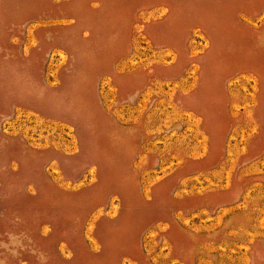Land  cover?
Wrapping results in <instances>:
<instances>
[{"label": "rangeland", "instance_id": "1", "mask_svg": "<svg viewBox=\"0 0 264 264\" xmlns=\"http://www.w3.org/2000/svg\"><path fill=\"white\" fill-rule=\"evenodd\" d=\"M251 197L264 0H0V264H264Z\"/></svg>", "mask_w": 264, "mask_h": 264}, {"label": "crops", "instance_id": "2", "mask_svg": "<svg viewBox=\"0 0 264 264\" xmlns=\"http://www.w3.org/2000/svg\"><path fill=\"white\" fill-rule=\"evenodd\" d=\"M256 198V197H255ZM253 199L252 197L248 200H246V205L250 206L249 208L246 209H242L245 213H250V214H254L253 217H250L248 219V222L245 223V225L241 226H237L234 225L233 228L236 229L234 230L235 232H239L237 230H241L244 229L245 232H247L248 236L254 237V239L256 240L257 237L259 236H264V201H257V199ZM243 203V202H241ZM259 203V207H255L258 209V211H256L255 209L252 208L253 205H257ZM237 204L239 205L240 202L238 201V203H236L235 206H231L235 209V207L237 206ZM241 214V211H234L233 213H229L228 216L226 217V224L228 225V227H231V223L235 221L236 216H239ZM226 215H220L218 222H220V224L223 222L224 218ZM252 238H250L249 242L250 243H245L244 246L247 247V250H251L253 248V244L251 243ZM246 251V250H245Z\"/></svg>", "mask_w": 264, "mask_h": 264}]
</instances>
